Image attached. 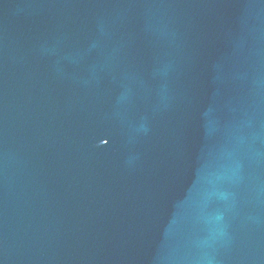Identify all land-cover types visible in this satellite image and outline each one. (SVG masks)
<instances>
[{
    "label": "water",
    "instance_id": "water-1",
    "mask_svg": "<svg viewBox=\"0 0 264 264\" xmlns=\"http://www.w3.org/2000/svg\"><path fill=\"white\" fill-rule=\"evenodd\" d=\"M0 264H264V0H0Z\"/></svg>",
    "mask_w": 264,
    "mask_h": 264
}]
</instances>
